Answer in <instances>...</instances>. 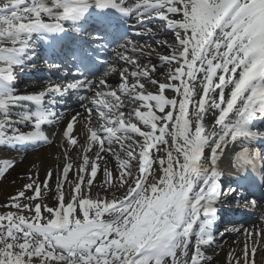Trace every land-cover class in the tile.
Segmentation results:
<instances>
[{
    "label": "snow or ice",
    "instance_id": "6c2138e0",
    "mask_svg": "<svg viewBox=\"0 0 264 264\" xmlns=\"http://www.w3.org/2000/svg\"><path fill=\"white\" fill-rule=\"evenodd\" d=\"M39 48L60 78L21 89ZM258 123L264 0H2L0 177L17 165L9 153L58 135L63 164L43 180L30 172L0 205V264H217L231 234L242 239L223 264H257L264 216L221 229L218 205L264 204ZM225 164L248 183L225 189ZM98 174L103 196L92 192Z\"/></svg>",
    "mask_w": 264,
    "mask_h": 264
},
{
    "label": "bare ground",
    "instance_id": "6f19581e",
    "mask_svg": "<svg viewBox=\"0 0 264 264\" xmlns=\"http://www.w3.org/2000/svg\"><path fill=\"white\" fill-rule=\"evenodd\" d=\"M109 79L110 80L118 79V76L112 75ZM69 102L71 104V106L69 107L70 114H74L78 110L82 111L81 109H76V107L78 106L77 103L73 104L71 101H69ZM63 129H64V125L61 124L58 128L54 129V131L57 133H62ZM75 131L77 133L80 132V125L76 126ZM61 144H63V141L61 140L60 136L58 135L56 137V143H54L53 145L39 147L37 152L31 153L30 155H26L25 161L28 162L26 164L29 165V167H28L29 173L30 172H32V173L38 172L39 178L41 180H43V178H44L43 176L45 175L46 171L49 168H55L58 163L62 165L63 164V156H62L61 150H60ZM73 155L75 156V154H73ZM57 157H60V159L57 160ZM224 172H225V175L222 178V186L226 185L224 187L225 189H227L229 187H237V185L239 184L240 176L231 167H229L227 164L224 165ZM99 175L100 174H98V176ZM229 178L231 180H233V182L231 184H227V183H230V181H228ZM222 201L223 202L220 205H218V207L220 208V213H219L220 216H221V213L224 214V207L231 204V202H230L231 199H229L227 196L222 197ZM261 206H262V208L260 210L263 211V214L260 217L264 216V204H262ZM257 208H259V206H257ZM220 218L222 220L224 218V216H222ZM220 218H219V220H220ZM259 223H260V220L255 222L253 225L248 226L247 228L252 227V226L259 227ZM239 225H242V224L239 223L238 226ZM231 226L232 225H228L226 227H231ZM235 226H237V225H235ZM239 239H242V237L235 235L229 240L223 241L224 240L223 239V240L217 241L218 244H220V246H221L220 248L216 249V251L218 253L217 264H223V261L226 258V254L228 253V251L231 248H236L235 242ZM240 247H242V245ZM237 251H239V248H237ZM256 261H257V264H261V262L264 261V255H262L259 251L257 252V255H256Z\"/></svg>",
    "mask_w": 264,
    "mask_h": 264
},
{
    "label": "rangeland",
    "instance_id": "374dc122",
    "mask_svg": "<svg viewBox=\"0 0 264 264\" xmlns=\"http://www.w3.org/2000/svg\"><path fill=\"white\" fill-rule=\"evenodd\" d=\"M2 2V0H0ZM143 43V41H142ZM33 72V71H29ZM27 73V72H26ZM30 80V81H29ZM118 79H114L112 81L113 84H116ZM32 85L30 77L24 76L22 83L19 85L21 89L25 87H29ZM35 88H30V90H34ZM36 148H27L26 150L22 149L18 154L17 153H9V155H18V162L16 167L11 170L8 174L3 177H0V205H3L7 199L14 195L17 191H19L23 184L27 182V177L29 174V165H27L25 161L26 155H30L31 153L37 152ZM45 176V175H44ZM43 176V177H44ZM71 179V175L69 177ZM101 176L99 175L94 181V187L92 189L93 194L99 192L101 196L105 195L103 189L99 186L100 185ZM67 187V186H65ZM55 199L54 197L52 198ZM4 211L3 208H0V212ZM224 224V223H223ZM224 227H221L223 229ZM235 234L227 235L224 237V240L231 239Z\"/></svg>",
    "mask_w": 264,
    "mask_h": 264
}]
</instances>
